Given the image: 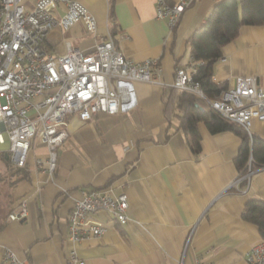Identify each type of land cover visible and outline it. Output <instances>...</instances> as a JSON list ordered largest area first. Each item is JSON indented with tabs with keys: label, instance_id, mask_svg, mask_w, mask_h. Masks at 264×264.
<instances>
[{
	"label": "crops",
	"instance_id": "0c3cea01",
	"mask_svg": "<svg viewBox=\"0 0 264 264\" xmlns=\"http://www.w3.org/2000/svg\"><path fill=\"white\" fill-rule=\"evenodd\" d=\"M34 1L24 0L25 7ZM78 1L95 17L99 33L113 30L126 57L159 60V83L134 81L136 105L129 111L98 112L86 120L69 114L68 136L57 146L52 172L34 165L36 157H46L47 147L33 139L26 174L10 187L8 199L11 210L24 200L27 213L9 219L0 212V264H8L6 249L15 264H79L69 261L71 251L84 264H249L248 250L264 238L241 212L247 200H264V165L246 187H231L238 175L239 135L229 129L213 133L199 122L195 153L177 118L164 114L175 68L191 60L188 38L218 0H192L173 26L156 16L157 0ZM46 41L55 53L65 51V41L83 51L94 43L81 21L52 28ZM239 75L264 86V23L241 25L222 47L213 81L229 87ZM251 131L264 139V121L254 118ZM98 187L126 192L129 221L121 225L103 213L106 231L71 240L70 209L84 191Z\"/></svg>",
	"mask_w": 264,
	"mask_h": 264
},
{
	"label": "built area",
	"instance_id": "2783aa9c",
	"mask_svg": "<svg viewBox=\"0 0 264 264\" xmlns=\"http://www.w3.org/2000/svg\"><path fill=\"white\" fill-rule=\"evenodd\" d=\"M191 1L157 0L156 16L173 26ZM78 21L94 40L92 50L83 51L65 41V51L55 53L46 41L48 32L54 27L66 29ZM96 27L95 17L78 0H35L30 8L25 7L24 0H0V144L5 141V132L9 146L4 151L13 165L25 166L33 139H39L45 143L47 155L36 157L34 165L39 170L54 171L57 146L68 136L69 114L86 120L98 112L129 111L136 105L134 81L159 83L157 58L136 62L126 57L112 34L103 35ZM195 70L191 56L189 63L176 66L170 87L205 98L192 77ZM207 100L226 121L240 126L250 140L252 120L264 121V86H258L253 76H237L219 97ZM254 170L249 157L246 171L230 186L237 190L241 184L246 187ZM127 209L124 191L113 194L104 187L86 190L69 211L68 237L77 241L106 231L103 213L118 224H126L130 219ZM26 213L23 200L8 218L21 219ZM3 259L8 264L17 262L10 249L4 251ZM246 259L249 264H264L263 240L251 245ZM69 261L84 264L75 251L70 252Z\"/></svg>",
	"mask_w": 264,
	"mask_h": 264
},
{
	"label": "trees",
	"instance_id": "16d2710c",
	"mask_svg": "<svg viewBox=\"0 0 264 264\" xmlns=\"http://www.w3.org/2000/svg\"><path fill=\"white\" fill-rule=\"evenodd\" d=\"M263 23L264 0H218L204 23L197 27L188 38L191 56L196 67L192 77L198 81L205 98H198L188 91L174 87H167L165 90L164 114L168 119L171 116L177 118L179 127L195 153L200 150L199 122H203L213 133L229 129L239 135L241 142L234 158L238 174L246 171L249 157H251L252 168L256 169L264 165V139L252 135L250 140L240 126L226 121L207 98L219 97L220 93L227 88L226 84L216 83L212 79L214 64L222 56V47L237 35L241 25ZM110 33L113 34V30ZM0 161L6 165L11 176H15L11 186L19 175L25 176V166L13 165L8 153L1 149ZM5 205V209L0 212L7 215L11 208L9 202ZM241 216L255 224L259 235L264 238V200L254 198L247 200Z\"/></svg>",
	"mask_w": 264,
	"mask_h": 264
},
{
	"label": "rangeland",
	"instance_id": "374dc122",
	"mask_svg": "<svg viewBox=\"0 0 264 264\" xmlns=\"http://www.w3.org/2000/svg\"><path fill=\"white\" fill-rule=\"evenodd\" d=\"M5 141L4 143L0 144V149L1 150H6L9 146V141L7 138L6 133H3ZM0 211H3L6 207V203L8 202L9 199V191L11 187V182L13 180V176H11V173L7 171L6 165H4L3 162L0 161Z\"/></svg>",
	"mask_w": 264,
	"mask_h": 264
},
{
	"label": "water",
	"instance_id": "95a60500",
	"mask_svg": "<svg viewBox=\"0 0 264 264\" xmlns=\"http://www.w3.org/2000/svg\"><path fill=\"white\" fill-rule=\"evenodd\" d=\"M197 105V104H196Z\"/></svg>",
	"mask_w": 264,
	"mask_h": 264
}]
</instances>
